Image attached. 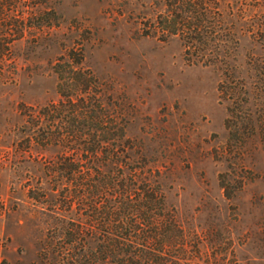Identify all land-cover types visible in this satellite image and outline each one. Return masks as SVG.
<instances>
[{
	"label": "rangeland",
	"instance_id": "obj_1",
	"mask_svg": "<svg viewBox=\"0 0 264 264\" xmlns=\"http://www.w3.org/2000/svg\"><path fill=\"white\" fill-rule=\"evenodd\" d=\"M18 3L30 29L7 37L0 56V264H61L51 229L60 219L47 216L61 212V192H28L46 187L43 166L61 150L26 145L20 108L58 102L52 67L71 51L106 113L123 118L130 144L160 171L200 264H264V0L221 1L225 23L237 22L222 34L224 68L159 32L160 0ZM241 82L255 128L244 100L228 95Z\"/></svg>",
	"mask_w": 264,
	"mask_h": 264
},
{
	"label": "trees",
	"instance_id": "obj_2",
	"mask_svg": "<svg viewBox=\"0 0 264 264\" xmlns=\"http://www.w3.org/2000/svg\"><path fill=\"white\" fill-rule=\"evenodd\" d=\"M160 1L159 32L178 38L186 55L199 53L205 66H227L219 58L222 34H233L237 22L225 23L222 0ZM18 2L0 0V56L3 45L30 29ZM7 37L13 40L6 42ZM72 53L52 67L58 102L20 108L26 145L61 150L43 166L46 187L28 190L61 192V212L47 213L52 221L60 219L51 229L57 232L53 238L61 239V264H200L197 245L191 246L167 207L160 171L130 144L123 118L106 113L105 97L92 92V75L78 68L82 58L75 63ZM241 83L228 95L244 100L240 112L248 113L247 126L255 128L248 102L252 94ZM218 92L224 93L222 85Z\"/></svg>",
	"mask_w": 264,
	"mask_h": 264
}]
</instances>
